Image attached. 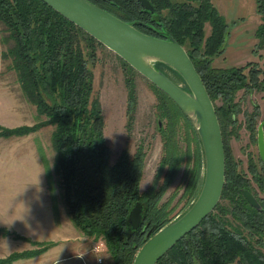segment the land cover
<instances>
[{
	"label": "trees",
	"instance_id": "16d2710c",
	"mask_svg": "<svg viewBox=\"0 0 264 264\" xmlns=\"http://www.w3.org/2000/svg\"><path fill=\"white\" fill-rule=\"evenodd\" d=\"M90 1L134 23L147 34L161 38L170 35L184 46L206 85L220 120L226 151V182L221 200L215 210L157 264H232L236 260L241 264H264V255L253 244H264V199L251 184L254 180L264 192V161L258 155L259 163L256 162L248 152V171L242 170L230 143L232 136H239L241 127L238 116L242 108L236 100L237 94L241 90H264V70L258 62L228 67L213 65L216 57L225 51L229 25L211 0H150L153 11L144 9L138 0ZM256 12L261 17L255 31V53L259 54V49H264V0H256ZM0 23L8 32L7 42H14L1 52L2 59L9 61L7 68L16 72L24 96L35 105L38 115L46 117L33 125L8 127L0 124V138L23 137L53 125L54 168L60 176L63 200L73 225L87 236L103 238L113 264H133L138 250L146 242L143 226L134 230L128 224L134 203L141 201L144 205L143 221L149 224L147 231L151 227L154 232L159 230L196 199L203 182L204 158L200 152L196 154L188 206L175 215L170 201H162L165 189L172 182L158 184L157 175L149 189L140 190L145 167L143 149H138L132 157L128 150H123L115 163L110 161L103 109L98 97L93 96L94 75L89 67L102 43L43 0H0ZM207 23L211 26L208 36ZM122 61L129 90L127 114L130 122L137 105L132 74L138 72ZM153 86L159 118L166 120L165 128H169L160 130L168 151L161 166L166 163L175 166L179 121L184 119L195 137L198 135L184 111L165 92ZM259 115L255 110L245 113L250 138L255 144L258 143ZM199 142L198 138L195 149ZM172 144L176 150L174 154L170 152ZM244 188L253 191L261 204L260 209L245 199ZM13 232L0 227V235L28 240L35 248L13 252L0 258V264L34 258L58 243L36 241Z\"/></svg>",
	"mask_w": 264,
	"mask_h": 264
},
{
	"label": "rangeland",
	"instance_id": "374dc122",
	"mask_svg": "<svg viewBox=\"0 0 264 264\" xmlns=\"http://www.w3.org/2000/svg\"><path fill=\"white\" fill-rule=\"evenodd\" d=\"M211 1L224 15L229 25L225 51L221 56L216 57L213 65L228 67L241 66L247 62H258L264 70V49H259V54L255 53L257 44L255 31L261 23V17L256 12V0ZM210 29L211 26L207 23V36ZM6 36L8 32L0 23V52L5 51L14 43L13 41L7 42ZM3 61L0 71V124L15 127L33 125L40 119H46L38 115L35 105L24 96L16 72L7 68L9 61ZM89 67L94 75L93 96L98 97L103 109L104 136L111 149V163L119 159L123 150H128L132 157L138 149H143L145 167L141 192L151 187L157 175L158 184L167 180L172 182L165 189L162 201H170V208H173L174 214L177 215L188 206V190L194 181L192 180V169L196 164V154L200 152L202 159L204 158L200 142L198 149L194 148L198 143V138L192 132L193 129L189 128L190 126L184 119L179 121L175 136L179 147L176 165L166 163L161 166L163 157L168 151L160 130L163 128L167 131L169 128H165L166 120L159 118L156 108L158 99L153 84L139 72L132 74L136 85L137 105L132 112L134 119L130 123L127 114L129 90L126 85L122 58L102 44L98 48L96 57L89 63ZM169 74L181 83L173 72ZM262 77L264 78V75ZM236 100L240 102L242 108L238 116L241 127L238 129L239 136H232L230 143L239 167L248 171L250 160L248 152L252 153L256 162L260 154L258 144L251 141L245 113L258 111L260 112L257 118L258 123L264 120V90L251 92L241 90ZM53 130V125H46L27 136L0 138V159L4 156L8 160L29 163V169H23L24 177L9 186L10 192L0 198V227L8 229L11 233L16 231L15 234L32 240L58 242L57 245L39 256L19 259L12 264H83L82 256H86L88 262H93L95 254L92 248L96 242L104 240L87 236L73 225L63 200L60 176L56 174L54 168L56 153L52 145ZM189 144H191V149ZM5 150L8 152L4 153ZM175 151V146L172 144L170 152L174 154ZM251 184L258 196L264 199V192L258 189L256 182L252 180ZM253 244L264 255V244L255 242ZM32 248L35 246L28 240L15 239L12 235H0V258L16 251ZM103 256L106 264H113L107 247H105ZM61 257L68 258L57 261ZM232 264H241V262L236 260Z\"/></svg>",
	"mask_w": 264,
	"mask_h": 264
},
{
	"label": "water",
	"instance_id": "95a60500",
	"mask_svg": "<svg viewBox=\"0 0 264 264\" xmlns=\"http://www.w3.org/2000/svg\"><path fill=\"white\" fill-rule=\"evenodd\" d=\"M103 45L113 50L137 72L165 92L193 123L204 153V174L194 202L165 226L154 232L144 224V205L132 206L128 224L146 232V242L138 250L133 264L157 262L182 238L197 228L216 208L226 182V151L217 110L206 85L188 51L175 38L152 36L139 30L90 0H43ZM144 9L153 11L150 0H138ZM147 57L151 62H145ZM167 67L181 78L174 80ZM170 73V72H169ZM161 124V121H159ZM258 149L264 161V120L258 126ZM245 199L255 208L261 204L249 189H242ZM144 224V225H143Z\"/></svg>",
	"mask_w": 264,
	"mask_h": 264
},
{
	"label": "crops",
	"instance_id": "0c3cea01",
	"mask_svg": "<svg viewBox=\"0 0 264 264\" xmlns=\"http://www.w3.org/2000/svg\"><path fill=\"white\" fill-rule=\"evenodd\" d=\"M3 59L0 52V71L3 67ZM9 139V138H6ZM11 149V148H10ZM8 151L5 150L4 153H7ZM3 153V154H4ZM2 156V155H1ZM3 158L0 159V198L4 197V195H7L8 192H10L9 186L13 185L17 181L20 180V178L24 177V168L29 169V163L24 161H16V160H8L7 157L2 156ZM26 176L28 177L29 174L27 173ZM10 194V193H9ZM1 205V204H0ZM1 208V206H0ZM86 257V256H83ZM68 257H61V259L57 261H63L64 259H67ZM82 258V257H81ZM83 261V259H82ZM84 264V262H83Z\"/></svg>",
	"mask_w": 264,
	"mask_h": 264
},
{
	"label": "built area",
	"instance_id": "2783aa9c",
	"mask_svg": "<svg viewBox=\"0 0 264 264\" xmlns=\"http://www.w3.org/2000/svg\"><path fill=\"white\" fill-rule=\"evenodd\" d=\"M99 242H103L105 244V247H107L106 242L104 240H99L98 242H96L92 248V252L95 254V258H94L93 262H88L87 257L82 256L84 264H106V262H105L106 259L103 256V254H98V253H96V250H95V248Z\"/></svg>",
	"mask_w": 264,
	"mask_h": 264
},
{
	"label": "clouds",
	"instance_id": "9594fccd",
	"mask_svg": "<svg viewBox=\"0 0 264 264\" xmlns=\"http://www.w3.org/2000/svg\"><path fill=\"white\" fill-rule=\"evenodd\" d=\"M143 60H144L145 62H148V63L151 62L150 60H148L147 57H143ZM95 250H96V253H98V254H103V252H104V250H105V244H104L103 242H99V243L97 244Z\"/></svg>",
	"mask_w": 264,
	"mask_h": 264
},
{
	"label": "flooded vegetation",
	"instance_id": "af4514ba",
	"mask_svg": "<svg viewBox=\"0 0 264 264\" xmlns=\"http://www.w3.org/2000/svg\"><path fill=\"white\" fill-rule=\"evenodd\" d=\"M152 83V82H151ZM253 192V191H252Z\"/></svg>",
	"mask_w": 264,
	"mask_h": 264
}]
</instances>
